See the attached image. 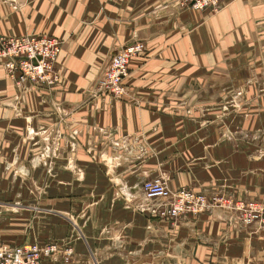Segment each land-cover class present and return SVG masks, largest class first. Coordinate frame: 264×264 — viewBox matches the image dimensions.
<instances>
[{
  "label": "crops",
  "instance_id": "obj_1",
  "mask_svg": "<svg viewBox=\"0 0 264 264\" xmlns=\"http://www.w3.org/2000/svg\"><path fill=\"white\" fill-rule=\"evenodd\" d=\"M178 2L0 0V34L63 41L53 87L22 92L0 61V209L37 205V176L39 209L55 210L40 215L37 244L70 235L69 264H264V226L236 212L172 225L142 206L161 175L173 190L264 201V0L217 12ZM139 41L125 94L102 92L113 55Z\"/></svg>",
  "mask_w": 264,
  "mask_h": 264
},
{
  "label": "built area",
  "instance_id": "obj_2",
  "mask_svg": "<svg viewBox=\"0 0 264 264\" xmlns=\"http://www.w3.org/2000/svg\"><path fill=\"white\" fill-rule=\"evenodd\" d=\"M223 0H181L186 6L196 9H211L217 11ZM63 41L48 35L7 36L0 34V61L4 62L7 74L15 85L23 92L29 86L53 87L60 82L57 71V61L62 52ZM147 46L139 41L131 43L116 52L100 89L112 93L116 97L125 94L124 80L129 74L130 58L144 53ZM143 190L149 200L157 201L152 206L151 214L169 220H177L185 214H199L224 205L216 198L192 189L181 188L173 190L167 180L162 177L149 179L144 182ZM230 205L233 202L230 201ZM242 211L241 220L244 224L258 223L264 226V201L238 203ZM62 253L65 262L73 260L74 250L66 246L62 248L57 243L41 246L37 243L6 246L0 239V264H43L46 259ZM67 262V263H68Z\"/></svg>",
  "mask_w": 264,
  "mask_h": 264
},
{
  "label": "rangeland",
  "instance_id": "obj_3",
  "mask_svg": "<svg viewBox=\"0 0 264 264\" xmlns=\"http://www.w3.org/2000/svg\"><path fill=\"white\" fill-rule=\"evenodd\" d=\"M178 3L181 6H186V5H184L183 2H181V0H179ZM192 8H194V7H192ZM194 9H196V8H194ZM220 9H221V7H220ZM201 10H205V9H201ZM219 10H217V11H219ZM217 11H214V12H217ZM32 35H39V34L38 33H34ZM139 55L140 54H138L136 56H139ZM136 56L131 57L130 58V62H131V59L134 58V57H136ZM129 72H130V64H129ZM106 73H107V71L105 72V74ZM105 74H104V76H105ZM107 78H108V76L105 77V78L103 77L102 79L105 80ZM102 79H101V81H103ZM101 81H100V84L103 83V82L101 83ZM124 82H125V80H124ZM29 87H31V86H29ZM124 88L126 89V86L125 85H124ZM188 111L190 113L191 112L192 113L194 112L192 109H188ZM32 166H34V164H32ZM36 169H37V167H36ZM36 173H37V170H36ZM160 177H162V178H164L166 180V177L165 176L161 175ZM157 178H159V177H157ZM37 179H38L37 176L36 177H32L31 178V184H30V186L32 188V192L30 193V199L32 201H36L37 202V205L36 204H34V205H32V204H24V205L15 204L14 205L13 204L15 207H11V208H8V209H0V235L2 237L4 236V239H6L7 242L10 241V242H12L14 244L24 243L22 245L32 244L34 242L35 243H40V242L42 243L43 242L44 236L42 235L41 228L39 227V220H40L39 218H40V215H42V216H48V217L49 216H55V210L52 209V208H47L46 210L44 208H43V210L39 209L40 207L38 206V193L37 192H34V190L37 189V184H38V180ZM50 180H53V179L52 178H49V181ZM35 182H36V184H35ZM25 183H28V180L27 179H25ZM187 189H191V188H187ZM192 190H194V189H192ZM205 195L208 196L209 198H213V199L216 198V197H218L219 200H221L222 202H224V205H221L220 204V205L216 206L215 208H224V209H227V210H231L233 212H236L238 214L240 220H241V214L240 213L242 211L239 209V207L237 206V204L238 203H242V202H251V201H254V200H247V201L246 200H234L231 197L224 196V195H218V194H211V195L205 194ZM138 201H139V198H136V202H138ZM141 201H143V205H142L143 207H147L146 205L148 203L151 206H155L158 203L157 201L147 199L145 192L142 195ZM230 201L233 202V205H230L229 204ZM211 209H214V207L213 208H210V210ZM65 215L68 217L69 223L73 222V224H72L73 228L75 227L77 231H79L80 233H82L80 227L74 222V219L72 218L73 216L72 215H69V214H65ZM185 215H187V214H185ZM14 216H15V218L16 217L17 218L18 217H24L22 219L23 222H25V223H23L24 226H18L17 223H12L10 220H14L15 219V218H13ZM153 216H155V215H153ZM182 216H184V215H182ZM182 216H180V217H182ZM153 218L154 219H157L159 222L160 221L170 222L172 225L175 224L177 222V220L179 219L178 218L177 220H174L173 221V220L164 219V218H161V217H158V216H155ZM71 238L72 237L70 235L67 236L66 238H64L63 239V243H62L63 245L62 246H65V247L66 246H69L70 247L71 245H73V241L71 240ZM160 247H163V244L160 243ZM158 258H161V257H158ZM164 259H166V258H162V260H164ZM71 262H72V260L70 262H68L67 264H69Z\"/></svg>",
  "mask_w": 264,
  "mask_h": 264
}]
</instances>
